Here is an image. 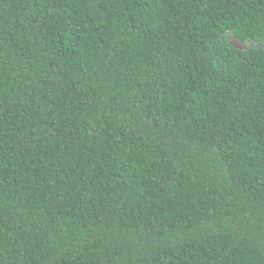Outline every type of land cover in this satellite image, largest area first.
I'll return each mask as SVG.
<instances>
[{"label":"trees","instance_id":"16d2710c","mask_svg":"<svg viewBox=\"0 0 264 264\" xmlns=\"http://www.w3.org/2000/svg\"><path fill=\"white\" fill-rule=\"evenodd\" d=\"M0 264H264V0H0Z\"/></svg>","mask_w":264,"mask_h":264},{"label":"rangeland","instance_id":"374dc122","mask_svg":"<svg viewBox=\"0 0 264 264\" xmlns=\"http://www.w3.org/2000/svg\"><path fill=\"white\" fill-rule=\"evenodd\" d=\"M229 39L235 46L241 49L248 48V47H256V48L259 47L256 43L250 40L246 42H241L240 40H238L237 38L233 36H230Z\"/></svg>","mask_w":264,"mask_h":264}]
</instances>
